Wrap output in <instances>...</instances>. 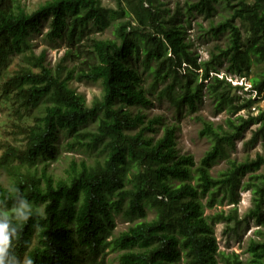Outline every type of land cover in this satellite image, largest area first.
Segmentation results:
<instances>
[{
  "label": "trees",
  "instance_id": "trees-1",
  "mask_svg": "<svg viewBox=\"0 0 264 264\" xmlns=\"http://www.w3.org/2000/svg\"><path fill=\"white\" fill-rule=\"evenodd\" d=\"M186 7L167 19L155 0H126L137 25L120 22L114 38L92 39L84 67L64 77V62L84 55L79 47L90 25L103 30L121 14L101 0H47L32 12L21 0H0V76L14 56L27 62L6 78L2 94L30 119L20 116L17 143L0 145V173L7 178L0 181L5 264H25L28 257L33 264H101L109 249L123 252L121 264H264V142L254 157L232 158L247 131L248 146L264 140V110L240 114L253 107V94L264 95V0H195ZM220 9L226 16L215 24ZM189 15L210 20L214 38L228 37L207 61L199 62L186 41L182 20ZM49 18L46 40L77 52L68 50L56 69L31 43ZM141 63L153 76V91L144 87ZM73 79L99 82L102 96L89 104L70 87ZM246 81L253 94L242 98ZM161 85L159 98L180 113H195L207 95L218 114L228 115L221 123L203 122L200 136L211 147L199 161L179 152L175 127L158 137L162 119L146 120L142 111L153 106L150 95ZM60 134L71 148L99 155L72 161L56 177L50 164ZM221 161L226 167L214 175ZM244 190L251 191L252 205L241 217ZM223 206L230 208L207 212ZM120 213L132 224L109 240ZM251 221L259 228L249 240L248 262L220 249L216 225L233 224L237 233Z\"/></svg>",
  "mask_w": 264,
  "mask_h": 264
},
{
  "label": "rangeland",
  "instance_id": "rangeland-1",
  "mask_svg": "<svg viewBox=\"0 0 264 264\" xmlns=\"http://www.w3.org/2000/svg\"><path fill=\"white\" fill-rule=\"evenodd\" d=\"M28 12L36 10L41 4L47 0H21ZM103 5L118 11L121 14L112 26L105 29H100L94 25H90L87 31V35L84 40L81 41L80 47L81 52L83 51V56L80 59L72 58L64 62L63 76L67 75V72L72 69L79 70L84 67V62L88 58V52L86 50L90 49V44L92 39H108L114 38V30L116 24L125 21H132L133 25L136 26L137 23L133 20L134 17L129 16L126 10V0H101ZM195 0H155V4L160 9L162 16L167 19L169 15H173L177 8H181V11L185 14L186 12V2H194ZM125 11V12H124ZM123 12V13H122ZM226 16V12L219 10L217 15L213 18V23H219ZM51 19L42 20L39 26L40 31L35 32L32 37V49L36 56L41 53H46L47 63L56 69L61 59L65 56L68 50L72 49L68 47L65 42L50 43L46 40L45 34L49 29ZM183 24L186 31V41L189 42L191 46V51L198 57L199 62H204L211 59L212 53L215 52V47L217 45L225 47L228 41L226 35L219 38H214L209 33V28L211 21L204 19L199 15H189L188 19L183 17ZM75 54L76 50L72 49ZM27 65L26 60L22 56H14L11 64L5 70L2 77L0 76V145L6 141L11 143H17L20 137L17 135L16 124H22L23 121L20 120V116L23 115L27 117V114L23 111L16 112V106L12 101L6 99L2 94V86L6 78L10 77L15 73L21 66ZM139 70L144 78V87L152 90L153 86V76L150 71L144 70L143 64L139 65ZM224 69L221 76L224 75ZM229 81L235 84H242V80L235 76H230ZM72 89L76 90L79 94L85 96L89 104L95 98L102 96L103 89L99 82H80L73 79L69 82ZM164 85H161L157 91H154L150 95V99L153 102V106L144 109L142 112L147 116L146 120H153L156 118L162 119L163 125L158 131V137L162 136L165 127H175L177 129V147L181 154H188L194 156L196 161H199L205 154L206 151L211 147V142L206 137L200 136V132L203 129V122L210 121L214 123L223 122L228 115L226 113L218 114L213 100L209 96H204L203 102L199 106V109L195 113H188L183 111L178 112L174 106H172L168 101L159 98V92L162 90ZM245 89L239 91V95L242 98L250 97L251 84L249 81L244 82ZM255 103L250 110H244L240 114L244 116L258 115L261 110H264V95L261 97L255 96ZM133 113H137L140 110L138 108H132ZM28 118V117H27ZM27 122H30L28 118ZM95 123H92L90 128H95ZM254 126L253 129H256ZM251 130L247 131L246 136L243 140L237 142V148L232 153V158H237L238 160H243L247 157H254L257 152L263 150L262 144L264 140L260 141L253 147L245 144L251 138ZM69 139L66 135L60 134V139L58 141L59 153L57 160L50 164V172L56 177H61L65 175L66 169L70 166L72 161L80 162L81 160L93 161L99 155V151H88L82 148H71L69 145ZM1 154V151H0ZM226 167V161H221L212 170L214 175ZM6 175L0 173V181L7 183ZM252 205V193L251 191L244 190L241 193V202L238 207L240 216H244L246 212ZM230 206L216 207L212 210H207L208 213H217V211L226 210L228 211ZM154 217V213H149V219ZM132 224L123 213L115 215V227L113 229V235L109 238L112 240L115 236H118L123 231H126L128 227ZM259 227L255 222H249L241 224L237 230L234 232L233 224L227 225L226 223H220L215 226L216 237L221 250L227 252L235 251L241 255L242 260L248 262L250 255L247 252V247L249 240L255 237V232ZM122 251L109 249L105 252L103 258H100L101 264H121L120 257Z\"/></svg>",
  "mask_w": 264,
  "mask_h": 264
},
{
  "label": "clouds",
  "instance_id": "clouds-1",
  "mask_svg": "<svg viewBox=\"0 0 264 264\" xmlns=\"http://www.w3.org/2000/svg\"><path fill=\"white\" fill-rule=\"evenodd\" d=\"M6 235V226L0 225V240L4 239V236ZM5 253L6 248L3 244H0V264H5ZM25 264H33V261L30 257H28L25 261Z\"/></svg>",
  "mask_w": 264,
  "mask_h": 264
}]
</instances>
